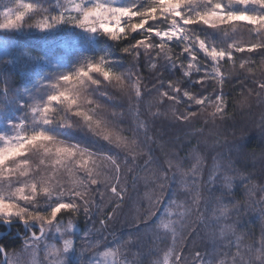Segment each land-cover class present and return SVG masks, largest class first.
<instances>
[{"label": "snow or ice", "instance_id": "6c2138e0", "mask_svg": "<svg viewBox=\"0 0 264 264\" xmlns=\"http://www.w3.org/2000/svg\"><path fill=\"white\" fill-rule=\"evenodd\" d=\"M193 3L195 0H150L148 5L142 9H137L135 6L118 7L104 3H95L90 7H82L79 3L75 4L74 11L79 15L69 14L67 19L79 22L93 31L99 28L110 38L123 42L121 51L127 54L128 68L123 73H115L103 62H100L89 65L86 70L82 69L75 75L62 77L65 84L76 82L80 85H87V82H90L95 86L93 91L104 99L101 100L94 96V99L89 102L91 106L85 108V106L77 104L78 93L64 88L50 96L49 100L67 105L69 111L73 106L76 110L71 116H65L58 122L61 125L71 124L68 123L71 120L70 117H79L92 133L109 145H115L116 148L129 154H135L136 149L147 147L152 140L151 136L147 135V126L139 120L141 108L145 103H147L148 110L151 111L152 107L163 101L168 105L172 117L177 122H191L198 115L206 114L209 108L213 109L210 119H215L217 116L223 119L227 95L225 84L231 83L235 65H233V70L226 73L221 72V67L233 61L234 53L264 56V11H231L227 9L224 0H206L207 7L204 10L192 12L188 10V6ZM232 3L244 7L254 4L258 5L260 9H264V0H227L228 5ZM31 7L30 4L24 5V11L18 12L14 19H9L6 24L19 23L25 12ZM158 14L163 19L158 20ZM64 18V16L45 18L40 22V26L47 27L50 26V23ZM134 20L136 22H133ZM149 21L158 22L149 24ZM166 22H170L168 30H159L158 24ZM196 25L218 29L222 33L223 39L217 42L202 37L193 28ZM236 25L246 28L254 38L247 41L234 39L235 33L226 31L225 26L235 27ZM3 26L5 25H0V27ZM132 33H136V36H132ZM157 38L159 43H153ZM229 40L232 42L229 43ZM173 46L178 49L175 56L170 55L173 52ZM153 53L155 57L161 58L160 67L163 72L161 78L152 85V89H148L147 85H144L142 90L138 69L145 58L149 62L153 59ZM181 57L183 60L189 61V70L195 68L197 74L201 72L203 74L198 79L194 77L185 79L189 77V73L183 72L179 78L173 79L176 73L184 67L183 63L179 65L176 63V60ZM133 61L137 62L133 63ZM197 64L200 65L199 68H196ZM250 65L251 61L242 62L240 69H246L255 77L254 69ZM151 67L156 68V65L151 64ZM209 68L211 71H208ZM92 73L99 74L102 79L93 78ZM193 84L198 87H192ZM252 84L253 87L248 89L249 94L255 92L258 99L264 100V73L255 77ZM110 85L119 88L121 98L127 97L128 111L133 112L134 110L138 121L133 135H137L140 129H144V140L138 142L136 139L123 135L125 129L119 127L118 122L123 121L126 112L123 110L122 104L117 102V98L109 94ZM209 88L212 89L211 92L208 91ZM149 96L152 99L145 101V97ZM132 101H135L134 106L131 104ZM178 105H184L185 110L179 111ZM109 106H112L113 109L119 107L121 111L113 110L109 113ZM192 107L197 110H188ZM42 111L47 114L49 106H45ZM152 115L158 116L159 113H152ZM107 116H110L111 119H107ZM36 142L45 145L44 151L49 153L50 163L58 167L38 166L33 175L23 181H18L23 184L22 187L14 188L11 181L5 184L0 180V219L17 216L25 222L31 221L38 224L39 227L31 231V236L25 237V244L31 241L35 246L38 242L50 238L48 235L50 229H54L61 236L70 237L73 218L77 215L82 214L90 219L103 216L104 219H99L100 228L93 227L92 232L101 233L103 240H107L108 236L104 235L108 230L107 221L115 218L114 214L118 208H114L111 212H105L104 207L95 203L92 195L94 191L99 192L103 198L105 193L100 191L103 186L106 189L110 188L117 200H122L125 189L121 180V171L122 167H127L126 161L121 160L119 153H115L113 148L93 150L79 144H68L41 131L33 133L31 136H17L5 147H0V178L4 176L5 171L15 172L14 168L6 167V162H11L13 158L19 156L26 145L32 146ZM107 152H113L114 155H105ZM97 159L109 163L112 169L110 177L100 178L102 174L95 170ZM194 160L195 162L187 168L182 165L178 156L175 159H167L166 168L163 164L160 165L163 170L158 171L155 175L157 180L162 181L158 185L159 195L151 203L147 215L143 217L145 225L143 228L136 227L141 223L139 218H136L135 223L130 222L127 225L128 228L133 229L129 240H120L114 249L108 248L103 253H97L95 248L101 243V240L84 239L92 247L83 251H89L94 256L113 257V264H145L140 259L129 261L124 250L129 245L140 246V252L136 255L143 256L145 254L142 246L143 236L152 231V228L148 226L149 222L157 217L156 230L163 229L165 239L170 235L171 247L167 250H157L156 259L150 261L149 264H185V259L177 249L182 248L184 241L188 239L184 233H191L197 222L205 224V226L215 225L216 230L210 233L214 242L226 241L221 244V247L228 251L222 253L219 264H264V226L261 228L258 247L253 241L251 245L241 248L243 241L237 235L241 208H248L250 211L254 209L248 202L241 203L240 200H236V193L232 192L233 184L237 189L244 185V191L251 200L256 191L264 193V184L260 186L252 184L251 187H248L245 181L252 182L251 174L243 175L232 169L230 165L225 168L219 163H213L211 170L206 172L204 158L194 154ZM152 162L153 157L151 156L145 161L146 164ZM23 163L26 165L28 161L24 160ZM41 165H43V161H41ZM78 165L79 167H77ZM61 170L67 171L70 175L83 170L84 178L76 180L71 186H68L61 182L63 175ZM128 171H132V169H128ZM233 171H235V175L228 174ZM50 172L53 175H49ZM261 178H264V169L261 170ZM92 186H95V189ZM180 188L184 190L181 193L185 197L184 200L175 198ZM165 192L168 194L167 197L164 196ZM44 194H47L49 198H56L51 200L53 206L47 212L38 207ZM252 203L260 205L259 213L264 217V195L259 200H253ZM161 205H163L162 210ZM158 213L159 216H157ZM232 213L236 214L237 220L229 223ZM58 214L61 215L58 216ZM64 214L72 217L66 225H63L62 221ZM191 217H195V220L190 219ZM92 222L95 225L96 220L93 219ZM108 235L112 237L113 241L118 239L114 232L108 233ZM131 235H138L139 238L133 242ZM196 235L198 236V232ZM159 238L157 235L156 239ZM195 242L193 239V244ZM63 244V249L55 250L58 257L56 264H64L62 253L75 247L74 240L71 238L64 239ZM232 247L237 249L235 253H231ZM6 251L7 248L0 246V253ZM161 251L163 252L162 256L159 255ZM147 254L152 255L151 250ZM210 255L214 260L221 253L214 251ZM229 256H231L230 260ZM195 260L199 261V264H212V260L205 259L204 254L200 252H196ZM3 264H7V257Z\"/></svg>", "mask_w": 264, "mask_h": 264}, {"label": "trees", "instance_id": "16d2710c", "mask_svg": "<svg viewBox=\"0 0 264 264\" xmlns=\"http://www.w3.org/2000/svg\"><path fill=\"white\" fill-rule=\"evenodd\" d=\"M96 2L118 3L121 7L135 6L137 9L146 7L150 0H90ZM226 7L231 11H249L259 12L264 11L258 5L250 4L247 7L241 6L237 3L227 4ZM17 3L32 5L33 11L24 17L20 23V28L13 31L0 29V47H8L11 49L12 56L0 55V115L12 121L23 122V130L29 132L34 129L35 132L43 131L55 138H58L68 144H79L83 147H89L93 150L111 149L115 153H119L120 159L126 161L127 167H122L121 180L125 192L122 200H117L110 191L101 186L100 191L105 195L101 198L99 192H93L92 199L96 204L104 207L105 212H111L114 208H118L114 214V219L107 221V232L104 235L108 236L107 240H103L101 233L92 232V228H100L99 219L105 217L99 216L92 219L84 217L82 214L73 218V228L70 230L71 236H61L60 233H55L60 239L57 242L63 243L64 239L71 238L74 240L75 247L63 252L64 262L67 264H87L97 259L89 251L84 249L91 248L92 245L87 243L84 239L93 240L100 239L101 243L96 246L95 252L99 253L107 248H115L120 240H129L133 229L127 227L132 222L135 223L136 218H139L141 223L136 227L143 228V217L147 215L148 209L152 202L155 201L159 195L158 185L162 183L155 178L158 171H162L160 165L167 167L166 160L169 158H180L184 167H190L195 162L194 154H198L204 158V168L207 171L211 170L213 163H219L225 168L231 166L235 171L243 175L251 174L252 184L260 186L264 184V178H261V170L264 169V100L257 98L255 92L249 94L248 89L253 87L252 80L264 73V56L262 55H245L242 53H234L233 61L226 66L221 67V72L233 70L235 71L231 79V83H226L225 88L227 95L225 97V115L223 119L220 116L215 119H210V113L213 111L209 108L206 114L198 115L193 118L191 122H177L171 115V111L167 104L160 101L159 104L148 110L147 103L141 108L139 120L143 121L147 126V135L151 136L152 140L147 147L136 149L135 154H129L122 149L116 148L115 145H109L102 138L92 133L87 125L79 117H70L68 123L61 125L58 121L65 116H71L75 112V107L69 111L67 105H62L59 102L49 100V97L68 88L76 96L77 104L90 107V101L94 96L103 100L104 98L94 92L95 86L87 82V85H80L76 82L65 84L62 77L75 75L82 69H87L89 65L103 62L107 68H110L115 73H123L128 68L127 54L121 51L123 42L110 38L105 32H100L95 41L92 36L67 29V24L58 26L56 32L39 31L36 26L45 18L65 16L63 11L68 7L70 0H0V23L4 20L7 11L11 10ZM207 7L206 0H195V3L188 6L189 11L204 10ZM163 19L158 14V20ZM59 21V20H58ZM133 22H136L135 20ZM158 21H149V24L157 23ZM54 22L50 23L52 26ZM170 22L158 24L159 30H168ZM55 25V24H53ZM202 37L211 41H220L223 39L222 33L218 29L210 28L208 26L196 25L193 26ZM226 31L235 33L234 39L237 41H247L253 39L248 30L240 25L235 27L225 26ZM97 33L95 32V35ZM136 36V33H132ZM139 38V37H138ZM131 39V37H128ZM134 43V41H132ZM232 41L229 40V43ZM158 44L159 39L153 41ZM178 52L173 46V52L170 55L175 56ZM245 61H251V67L254 69L255 77L252 73L247 72L246 69H240V64ZM137 61H133L136 63ZM161 58L155 57L149 62L147 58L144 59L138 69V74L141 77L140 83L142 86L147 85L148 89H152V85L156 83L157 79L161 78L163 69L160 67ZM179 65L183 63L184 67L180 72L176 73L173 79L179 78L183 72H188V78H199L203 73L197 74L195 68L189 70V61L179 58L176 60ZM151 64H155L156 68H152ZM200 65L197 64L196 68ZM134 71H136L134 69ZM211 71V68L208 69ZM151 73V75H149ZM170 74V72H169ZM93 78H101L99 74L92 73ZM135 79V77H134ZM212 83V81H209ZM192 87H198L193 84ZM219 87V85H217ZM103 90V89H102ZM165 90V89H161ZM212 91L211 88L208 89ZM109 94L117 98V102L122 104L123 110L126 112L122 122H118L119 127L124 128L123 135L131 139H136L138 142L144 140V129H140L137 135H133V131L137 127V119L133 112L128 111L129 101L127 97L121 98V93L118 87L109 86ZM155 94V93H153ZM152 97H145V101L151 100ZM166 99V98H165ZM186 99V98H185ZM131 104L134 106L135 101ZM45 106H49L47 114L43 113ZM179 111H184V105L177 106ZM121 111V108L113 109L109 106L108 112ZM190 111H196L195 107L189 108ZM159 113L158 116L152 113ZM41 116L45 119L41 123H37L34 127L33 122L38 121L36 117ZM111 119L110 116L106 117ZM42 120V119H41ZM47 121V122H46ZM41 143L36 142L32 146H28V153L17 156L20 160H28L31 168V175L35 173L40 166L42 160L40 150L35 149V145ZM51 146V145H50ZM105 155H114L113 152H107ZM153 157V162L146 164L145 161L149 157ZM28 159H27V158ZM34 165V166H33ZM91 166V165H89ZM79 167V166H77ZM132 169V171H128ZM95 170L100 172L101 179L105 176L112 175V169L109 163L105 160H96ZM63 175L61 182L71 186L76 180L84 178V172L76 171L74 174H69L67 171L61 170ZM235 171L229 172V175H235ZM30 175V176H31ZM28 176V177H30ZM59 177V176H58ZM60 178V177H59ZM13 179H2L8 182ZM6 184V183H5ZM95 189V186H92ZM183 189L180 188L175 197L178 200H184L185 197L181 194ZM232 192L236 193V200L241 203L248 202L251 208H241L239 223L237 224V235L243 241L241 248L246 245H251L255 241L256 246H259L261 237V228L264 226V217L259 213L260 205L253 204V200H259L264 193L256 191L254 196L249 199L244 191V185L237 189L233 184ZM167 192L164 196L167 197ZM55 197L49 198L47 194L43 195L38 207L40 209L50 210L53 206L51 200ZM233 203L235 202L232 201ZM227 203V201H226ZM49 205V206H45ZM163 205H161V210ZM61 214H58L60 216ZM159 216V213L157 214ZM72 218L68 214L62 216L63 225L68 223ZM93 219L96 220L95 225ZM156 219L154 217L149 222V231L143 236L142 246L144 255H136L140 252V246L132 247L129 245L124 251L128 256L129 261L140 259L149 264L154 261L157 256V250L171 247L170 235L167 239L164 238V230H156ZM190 219L195 220V217ZM237 220L235 213L230 216L229 223ZM18 227V226H16ZM6 227L0 224V233L5 232ZM216 230L215 225L197 222L191 233L185 232L184 235L188 237L184 241L183 247L177 249L182 257L185 259V264H199L195 260L196 252L204 254L205 259L212 260V264H219L222 258V253L228 251L222 248L223 242H214L210 233ZM114 232L118 239L112 240L108 233ZM198 232V236L196 233ZM11 232L9 235H1L0 245L7 248V251L20 250L23 248V240ZM159 239H156V236ZM138 235H131V239L135 242ZM193 239L195 243L193 244ZM64 245V244H63ZM151 250L152 255L147 253ZM214 251H219L220 256H216L213 260L210 255ZM237 249L231 248V253H235ZM70 254V255H68ZM68 255V257L66 256ZM162 256L163 252H159ZM78 258V260H76ZM231 259V256L228 257Z\"/></svg>", "mask_w": 264, "mask_h": 264}, {"label": "rangeland", "instance_id": "374dc122", "mask_svg": "<svg viewBox=\"0 0 264 264\" xmlns=\"http://www.w3.org/2000/svg\"><path fill=\"white\" fill-rule=\"evenodd\" d=\"M77 3H79L82 7H90V6H93L95 3H104V4H110L113 6L121 7L120 4L115 3V2L114 3H108V2H96V1H90V0H70L68 7L63 11V14H62V15H64L66 13L64 16L65 17L64 19H61L59 21L54 22L53 24H55V25L52 24L51 27H49V26L41 27L40 26L41 21H40L38 23V25L36 26V28L39 31L56 32L58 30V26L67 24L66 25L67 29H71L74 31L78 30L76 33H78L80 31V32H84V34L86 33L90 36H92L94 34V36H92L91 38L93 41H95V39L98 38L97 37L98 34L100 32H103L102 30L97 28L95 31H93L89 27H87L85 25H81L79 22H73V21H70L69 19H67V16L69 14H71L73 16L79 15L78 12L74 11V5ZM24 5H28V4L17 3L15 6H13V8L11 10L7 11L5 14L4 20L0 23V25H5V26L0 27V29H5L7 31H13L14 29L20 28V23H21L22 19L24 17H26L28 14L34 12L32 7L25 12L23 18L21 19V21L19 23H13L11 25H7L6 21H8L9 19H14V17L16 16V14L18 12L24 11ZM95 32L97 33L96 35H95ZM0 55H7V56L11 55L12 56L13 54H12L10 48L0 47ZM36 120H38V121L33 122L34 127L37 125V123L39 124V123L43 122L45 119H43V117H41V116H38V117H36ZM21 124L23 125L24 123L12 121V120L4 118L0 115V147H5L9 141H14L17 136H20V137L31 136V134L36 133L34 129H31L29 132H26L25 130H23V126ZM39 132H41V131H39ZM47 146L52 147L50 145H47ZM44 147H45V145L42 143H41V145L40 144L35 145V149L40 150V153H41L40 156L42 158L41 161H43V165H41V161H40V166L46 167V168L58 167V166L50 163V161L48 159L49 153H46L44 151ZM26 148H28L27 145L21 151V154H27L28 153L27 151L29 148L28 149H26ZM53 151H54V149H53ZM28 163H30V162L28 161ZM28 163L25 165L23 163V160L18 159V157L13 158L11 162H6V167L7 168H14L15 172L9 173V172L5 171L4 176L2 178H0V180H2L3 178L4 179H13V180H11V182L13 183L14 188L15 187H22L23 184L19 183L18 181H23V180L27 179L28 176H30L32 174L30 165ZM17 165H19V167H17ZM22 173H23V175H22ZM49 175H53V173L50 172ZM57 178H59V177L57 176ZM8 182H5V183L7 184ZM45 206H49V205L45 204ZM43 210L45 212H47L46 209H43ZM3 220L16 221L15 224L11 225V228L9 230V233L14 231L15 234H16V231L13 227L15 225L22 224L21 221H24L17 216H14V217H11L8 219H3ZM30 223L38 225L35 222L30 221ZM5 227H6V230H5V232H6L8 230V227L7 226H5ZM54 232H55L54 229H50L49 233H48L50 238H46V241L38 242L35 246L32 245L31 241H29L28 244H25V239H24L23 240L24 246L22 249L6 251L7 252V264H56L58 257L56 255L55 250L63 249L64 245H63L62 241L60 243L57 242L58 239H60V237H58L55 234L57 232H55V233ZM16 235H18V234H16ZM107 249L102 250L99 253H103ZM68 255H70V254H68ZM68 255H66V256L68 257ZM0 257H1V260H0V264H1V262L3 260L2 253H0ZM63 257H65V255ZM96 257H97V259L95 261L89 262V263L87 262V264H113V257H103L100 255H97ZM76 260H78V258H76ZM64 264H67V263L64 262Z\"/></svg>", "mask_w": 264, "mask_h": 264}, {"label": "flooded vegetation", "instance_id": "af4514ba", "mask_svg": "<svg viewBox=\"0 0 264 264\" xmlns=\"http://www.w3.org/2000/svg\"><path fill=\"white\" fill-rule=\"evenodd\" d=\"M27 223V226L23 225V224H19V225H15L13 228L15 229L16 231V234H18V236L24 240L26 236H31V231L35 228H38L39 225H35V224H32L30 222H26ZM18 226V227H16ZM13 229V230H14ZM11 233V232H10ZM9 233V234H10ZM8 234V235H9ZM37 234H39L37 232ZM1 237V236H0ZM0 260H1V257H0Z\"/></svg>", "mask_w": 264, "mask_h": 264}, {"label": "water", "instance_id": "95a60500", "mask_svg": "<svg viewBox=\"0 0 264 264\" xmlns=\"http://www.w3.org/2000/svg\"><path fill=\"white\" fill-rule=\"evenodd\" d=\"M16 223V221H6V220H3V219H0V224H3V225H5V226H7L8 227V230L6 231V232H2V233H0V236L1 235H7L8 233H9V230H10V228H11V225L12 224H15ZM21 223L23 224V225H25V226H27V223L25 222V221H21ZM1 246V245H0ZM4 248V247H3ZM2 258H3V260H2V262H1V264H3V262L5 261V257H7V252H2Z\"/></svg>", "mask_w": 264, "mask_h": 264}]
</instances>
